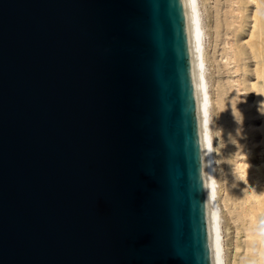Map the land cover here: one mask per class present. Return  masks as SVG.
<instances>
[{
	"label": "water",
	"instance_id": "obj_1",
	"mask_svg": "<svg viewBox=\"0 0 264 264\" xmlns=\"http://www.w3.org/2000/svg\"><path fill=\"white\" fill-rule=\"evenodd\" d=\"M0 264H220L181 0H0Z\"/></svg>",
	"mask_w": 264,
	"mask_h": 264
},
{
	"label": "rangeland",
	"instance_id": "obj_2",
	"mask_svg": "<svg viewBox=\"0 0 264 264\" xmlns=\"http://www.w3.org/2000/svg\"><path fill=\"white\" fill-rule=\"evenodd\" d=\"M198 2L225 264H264V0Z\"/></svg>",
	"mask_w": 264,
	"mask_h": 264
},
{
	"label": "bare ground",
	"instance_id": "obj_3",
	"mask_svg": "<svg viewBox=\"0 0 264 264\" xmlns=\"http://www.w3.org/2000/svg\"><path fill=\"white\" fill-rule=\"evenodd\" d=\"M181 4H182L184 17H185V24H186L191 75L211 141V154H212V167H213V144H212L213 139L210 130L211 98L208 90V81L205 75L206 63L204 59L205 32L202 25V19H201L202 17H201L198 0H181ZM254 24H257V20H255ZM213 180L215 186L216 182L214 179V168H213ZM215 206H216L220 264H225V258L223 252V240H222V235H221L222 233L220 227V208L216 201V196H215Z\"/></svg>",
	"mask_w": 264,
	"mask_h": 264
},
{
	"label": "clouds",
	"instance_id": "obj_4",
	"mask_svg": "<svg viewBox=\"0 0 264 264\" xmlns=\"http://www.w3.org/2000/svg\"><path fill=\"white\" fill-rule=\"evenodd\" d=\"M258 231L261 235H264V217H261L259 224L257 225Z\"/></svg>",
	"mask_w": 264,
	"mask_h": 264
}]
</instances>
